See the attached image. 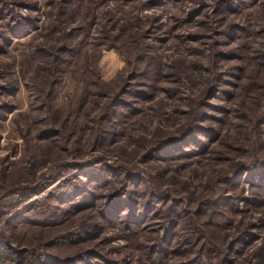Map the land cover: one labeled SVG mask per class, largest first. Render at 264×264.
Wrapping results in <instances>:
<instances>
[{
    "label": "rangeland",
    "instance_id": "1",
    "mask_svg": "<svg viewBox=\"0 0 264 264\" xmlns=\"http://www.w3.org/2000/svg\"><path fill=\"white\" fill-rule=\"evenodd\" d=\"M257 49L264 0H0V239L32 258L90 249V264H264ZM199 128L204 150L179 154ZM89 173L105 177L100 195L126 185L139 199L131 228L51 196ZM144 203L182 212L176 254L150 255L163 227L155 212L142 220ZM95 223L93 239L58 241Z\"/></svg>",
    "mask_w": 264,
    "mask_h": 264
},
{
    "label": "trees",
    "instance_id": "2",
    "mask_svg": "<svg viewBox=\"0 0 264 264\" xmlns=\"http://www.w3.org/2000/svg\"><path fill=\"white\" fill-rule=\"evenodd\" d=\"M242 49H243V44H238V46L235 47L234 50L237 53L236 58H243L245 54L241 53ZM234 50H230L228 52L220 51L219 53L220 60L224 62L229 59L235 58V57H231V58L226 57V56H229L232 52H234ZM258 56H260L259 58L261 61H259L255 69L252 71L251 75L249 76L250 77L249 79L251 80V82L249 86H247L252 96L250 98L253 100V102H256L257 100V91L260 92V94L264 93V50L263 49L261 51L260 50L258 51L257 49L255 60H257ZM230 68L231 67H229V69ZM229 73H230V70H229ZM237 76H238L237 77L238 79L240 77V74H237ZM225 78L220 80L218 84V88L216 85L210 88V91L212 92V96L213 94L214 96H216L213 98H218L220 94L228 93L227 91H222L223 89L221 87V83L222 84L224 83ZM262 120H264V116L260 121L261 124L264 123ZM206 121L208 120L206 119ZM257 127H259V124L257 125ZM198 130H196L195 132L192 131L190 136H185L184 138H182L183 141L185 140L187 141L183 143L184 145H181L178 147L179 154H183L184 156L191 155L193 151L192 150L188 151L187 149H185L189 147V144L190 145L195 144L196 147L201 146L199 148L201 150H204L206 143H204L203 141H200L199 137L202 135H207V134L203 133L204 129L200 130L199 128ZM208 138H212L213 141L216 140V138L211 137V136H209ZM178 140H179V137L178 138L175 137L173 138V140L171 139L170 142L176 143ZM166 142H160L161 144H159L160 146L156 150L157 151L162 150L163 153H167L168 147L166 145L163 146V144ZM108 168H109L108 166L103 165L101 166V168L96 169V170L108 171ZM135 176H139V175H135ZM78 182L80 183L77 184ZM104 182H107L105 180V177H101L99 173H94V174L89 173L88 175L81 177L79 179L77 178L73 180L71 179L66 180L65 183L61 185V187L65 189L63 192L59 191V189H55L53 190V193H50V194L52 197L56 199L57 198L61 200L64 199L65 203L71 202V206H73L78 212H81L84 210H90V209L97 210L100 208L99 211L101 213V216H103L104 218H109L108 221L117 222L122 219H126L125 224L129 228H131V224L132 223L135 224L137 222V216H138L137 208L139 207V203L137 202L139 199H132L134 201H128L126 197L128 196L129 199H131L130 198L131 192L127 191L126 185L125 187L122 188L123 191H120V192L118 191L114 193L107 192V193H104L105 195L104 194L100 195L97 192L98 188H102V189L108 188V187H105L108 184ZM88 184L92 185L93 187L89 188ZM152 195H155V194H152ZM169 200L170 199L166 197L165 199H161V202L162 203L166 202L167 204ZM98 202H103L101 207H99ZM125 207L127 208V211ZM144 208L146 210V213L143 212L142 220H145V218H147L148 216L146 215L147 213L150 214V213L155 212L154 213L155 216L158 217L157 219L159 222H161V226L163 227L161 230L155 229V231L153 228L151 230L149 229L150 233L155 234L154 236L151 235V237L154 239L153 243L148 245V249L151 252L150 255L153 256L155 254H158L159 251H160V254L161 255L164 254V256L172 255V253L176 254L178 252L177 247L179 246V244L176 245V248L172 246L175 242L177 244V240H179V238L182 237L176 232V229L180 225L181 221L183 220V218H185L182 212L177 209L175 204L172 205V210L168 213L161 212L158 214L156 213V209H154L152 205L149 207L148 204L146 205V203L143 204V209ZM123 216H125V218ZM167 218L169 219V222L166 225L165 221ZM28 222H31V221L28 220ZM88 227H86L85 229H81L76 235L69 234L66 236H62L60 237V240L58 241L61 243H68V244L72 242H75V243L85 242L83 240L88 239L89 236H91L92 239L97 237L98 234L103 230L104 226L100 223H95V225H91ZM169 248L172 251H168ZM35 251H36L34 252L35 258H32L31 256L27 257L24 250L20 251L16 248H13L12 246L9 247L8 245H6L5 242H3L0 239V264H88V263L90 264L92 257H93L92 253L94 254L92 250L85 249V251H82L81 253L76 254L74 257L58 258L52 255H49L45 251H39V252L37 250ZM93 264H97V263H93ZM179 264H182V263H179ZM183 264H188V263H183Z\"/></svg>",
    "mask_w": 264,
    "mask_h": 264
}]
</instances>
